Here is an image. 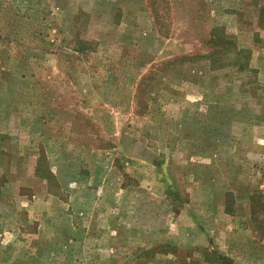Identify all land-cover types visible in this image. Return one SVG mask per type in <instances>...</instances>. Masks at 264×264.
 I'll use <instances>...</instances> for the list:
<instances>
[{
	"label": "rangeland",
	"instance_id": "1",
	"mask_svg": "<svg viewBox=\"0 0 264 264\" xmlns=\"http://www.w3.org/2000/svg\"><path fill=\"white\" fill-rule=\"evenodd\" d=\"M263 7L0 0V264H195L192 225L215 253L264 238ZM218 28L236 49L168 63Z\"/></svg>",
	"mask_w": 264,
	"mask_h": 264
},
{
	"label": "crops",
	"instance_id": "2",
	"mask_svg": "<svg viewBox=\"0 0 264 264\" xmlns=\"http://www.w3.org/2000/svg\"><path fill=\"white\" fill-rule=\"evenodd\" d=\"M224 215L225 216H228V215L232 216V214H230V211L227 209L224 210ZM225 220H226V217H225ZM238 223L240 224V222H238ZM238 223H236L237 227L239 226ZM174 225H175L176 229L181 228L182 227L181 219L176 220V222L173 224V226ZM193 226L194 225H192V236H191L192 238L191 239L194 240V243L188 244V245L194 246V250L192 253H190V256H187L188 261H193L195 264H197L196 262H199L198 260L201 261V264H226V263H224V261L225 260L227 261V259L229 262L231 261L232 263L237 262L236 259H241V263H242V261L248 262L249 258L254 257V259L257 260L256 262L258 264H264V252L260 253L258 250L256 251L254 248V242L264 243V238H259L254 234L251 235L250 238H241L239 236H234L235 239L233 242H232V240H225L226 241V242L224 241L225 244L223 243L225 246H222V250L218 253H215L214 251H212V249H214V246L219 244V242H217V240H215L214 242H211V240H209L207 237H205L202 234L201 229L199 228V225H196V228L200 229V231L193 228ZM230 226H231V223L228 224V222H227V224H226V226H224V228L227 231H229ZM242 226H244V225H242ZM232 227H234V224L232 225ZM240 231H243V228H241ZM201 234H202V236H201ZM226 234H228V233H226ZM194 235L197 236L196 240L194 239ZM227 237L228 236H226V238ZM246 243L250 244V247L253 250L245 249L244 244H246ZM199 250H201V251H199ZM223 251H225V252L222 254ZM214 254H216V255L219 254L217 257L219 259H223V260L219 261L218 258L215 257ZM165 258L166 259H173L174 261H176V260H181L182 256L180 254H177V253H168L167 255H165ZM251 263H252V261H251Z\"/></svg>",
	"mask_w": 264,
	"mask_h": 264
},
{
	"label": "trees",
	"instance_id": "3",
	"mask_svg": "<svg viewBox=\"0 0 264 264\" xmlns=\"http://www.w3.org/2000/svg\"><path fill=\"white\" fill-rule=\"evenodd\" d=\"M261 10H264V7ZM260 19L262 20V22H264V16H261ZM157 22H158V20L156 19V23ZM223 32H226L224 30V28H221V29L218 28L210 34L211 38L209 40V43L211 42L213 47L211 48V50L208 53L180 56L177 59L170 61L168 63L172 64L174 62L176 64H178V63L179 64H185L188 62L199 61L202 59H205L206 61H210V63H213L216 59H218V57L220 56L219 54H222V53L224 54L225 52H227L231 48L236 49L237 42H236L235 38L224 35ZM41 160L43 163L44 159L42 158ZM42 169H44V167ZM51 176L52 175L50 174L49 175L50 180L53 179ZM251 199L253 202V204H252V217L254 218L253 220L256 223V227H257L258 231L260 232V236L262 237V236H264V220H262V219L259 220L260 219L259 214H258L259 211L256 212V208H257V206H261V205L264 206V203H262V201L264 200V194H261V193L254 194L251 197Z\"/></svg>",
	"mask_w": 264,
	"mask_h": 264
}]
</instances>
